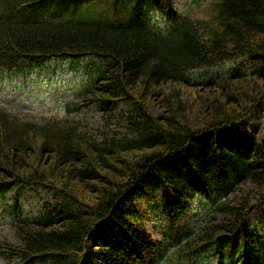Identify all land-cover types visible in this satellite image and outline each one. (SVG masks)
<instances>
[{
  "label": "trees",
  "instance_id": "trees-1",
  "mask_svg": "<svg viewBox=\"0 0 264 264\" xmlns=\"http://www.w3.org/2000/svg\"><path fill=\"white\" fill-rule=\"evenodd\" d=\"M153 12L170 22L165 30L150 26ZM242 57L264 62V0H213L195 19L171 0H0V72L29 76L51 60L96 61L95 77L78 95L106 112L127 105L123 130L102 142L79 133L74 119L34 123L0 106V202L28 187L59 197L44 200L35 218L19 214L21 243H0V257H19L17 264H179L209 256L226 264L225 243L235 264H264V246L247 223L250 202L231 205L220 192L215 205L202 206L221 186L227 194L245 180L264 188V141L249 142L238 131L249 117L264 121L261 72L251 78L232 66L201 96L207 113L195 129L180 84L191 71ZM43 154L53 161L42 167ZM82 188L93 198L79 196ZM148 188L161 192L171 220L199 199L208 214L203 226L166 248L145 230L135 205ZM215 214L224 221L215 223Z\"/></svg>",
  "mask_w": 264,
  "mask_h": 264
},
{
  "label": "rangeland",
  "instance_id": "rangeland-1",
  "mask_svg": "<svg viewBox=\"0 0 264 264\" xmlns=\"http://www.w3.org/2000/svg\"><path fill=\"white\" fill-rule=\"evenodd\" d=\"M171 2L178 13L195 19L201 17L202 12L210 7L213 0H171ZM147 20L152 28L158 24L160 26L170 25V22L157 12L150 13ZM91 62L92 64L87 63V60H81L71 65L66 61L51 60L45 69L34 70L29 76L0 72V106L12 114L34 123H45L49 119L64 117L70 120L74 119L75 125L78 126V132L85 134L88 139L96 142H102L106 138L110 139L123 130L122 116L127 105L120 103L116 111L106 112L89 101L87 97L78 95L96 75L97 67L94 65L98 62ZM232 66L238 71H246L251 78H257L254 72L257 71V74L261 72L258 83H262L264 88V62L253 63L247 57H242L235 63L225 62L211 70L202 69L189 72L187 79L190 81L180 84L184 86L181 92L183 101L188 105L185 117L191 128L202 126L203 118L207 113L206 109L200 106L201 96L216 89L221 84L219 83L220 79L227 78V73ZM259 86V84L256 85L258 88ZM84 100L88 102H84ZM74 107H78V109L74 111ZM151 110L154 114L159 113V108L155 103ZM238 131L249 142L264 141V121L257 117H249L242 121ZM50 160L53 161V157L43 154L40 165L43 167L44 162ZM90 182L100 184L96 181L90 180ZM220 192L222 193L221 200L231 205L242 199L252 204L247 217L248 227L256 231L260 237L259 243L264 246V198L258 201L264 194V188L245 180L238 185L237 191L227 194L223 192V186H221L205 200L203 198L202 206L204 204L207 207L215 205L217 203L216 195ZM148 193L145 199L136 202L135 205L145 218L142 220L144 228L153 239L164 241L166 248L171 246L175 238L185 237L186 232L195 234L206 221L205 218L208 214L201 208L199 199H195L191 204L192 208L183 217L172 221L162 214L161 192L149 191ZM93 194H87V189L83 190L82 188L79 196L88 199L93 198ZM44 200L57 202L59 197L44 189L35 190L33 187H28L13 192L8 201L0 202V243L7 242L18 247L22 240L15 227L19 214L22 218L39 216ZM215 217V223L224 221L222 214H215ZM19 260V257H14V255H10L9 259L0 257V264H17ZM215 263L213 257L193 260L188 258L183 262V264ZM229 264H233V262Z\"/></svg>",
  "mask_w": 264,
  "mask_h": 264
},
{
  "label": "bare ground",
  "instance_id": "bare-ground-1",
  "mask_svg": "<svg viewBox=\"0 0 264 264\" xmlns=\"http://www.w3.org/2000/svg\"><path fill=\"white\" fill-rule=\"evenodd\" d=\"M206 223V222H205Z\"/></svg>",
  "mask_w": 264,
  "mask_h": 264
}]
</instances>
